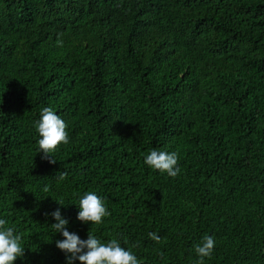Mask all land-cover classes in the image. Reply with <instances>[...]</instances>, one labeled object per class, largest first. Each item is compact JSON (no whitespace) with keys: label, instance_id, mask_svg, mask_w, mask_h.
Segmentation results:
<instances>
[{"label":"trees","instance_id":"1","mask_svg":"<svg viewBox=\"0 0 264 264\" xmlns=\"http://www.w3.org/2000/svg\"><path fill=\"white\" fill-rule=\"evenodd\" d=\"M44 107L67 124L55 164L38 145ZM151 150L177 152L179 174L149 167ZM89 191L111 213L101 224L77 218ZM57 209L70 232L117 239L141 264H197L206 234L204 264H264V0H0L14 264H68Z\"/></svg>","mask_w":264,"mask_h":264},{"label":"clouds","instance_id":"2","mask_svg":"<svg viewBox=\"0 0 264 264\" xmlns=\"http://www.w3.org/2000/svg\"><path fill=\"white\" fill-rule=\"evenodd\" d=\"M62 46V41L57 42ZM36 128L40 135L38 145L40 152H43L45 159L53 153L61 144L69 142L66 122L53 110L52 107H44L41 110V118L36 121ZM50 163L55 164L56 159L51 155ZM178 153L151 150L145 157V163L162 173H167L170 177H176L180 168L178 167ZM61 174V179L64 178ZM64 204L62 201H58ZM80 211L78 219L82 222L101 224L103 218L111 213L106 208L103 199L95 192L89 191L79 201ZM57 223L51 225L55 232L62 233L64 239L57 240L56 246L70 253L67 256L68 264H74L78 259L81 264H141L137 256L128 249L122 247L117 239H112L108 243H102L95 235L89 233L86 240L80 238L76 233L70 232L65 219L59 209L52 213ZM7 221L0 219V264H14L17 257L24 256L25 249L22 246V236L15 233L12 227H5ZM149 238L159 242L160 236L155 232H150ZM215 240L211 235H205L202 242L195 245V251L200 257L197 264H204L205 257H211L214 250Z\"/></svg>","mask_w":264,"mask_h":264}]
</instances>
